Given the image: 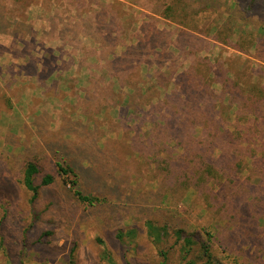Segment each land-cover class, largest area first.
I'll return each instance as SVG.
<instances>
[{
    "label": "rangeland",
    "instance_id": "374dc122",
    "mask_svg": "<svg viewBox=\"0 0 264 264\" xmlns=\"http://www.w3.org/2000/svg\"><path fill=\"white\" fill-rule=\"evenodd\" d=\"M249 1L0 0L7 18L6 32L0 33V264H166L140 222L142 214L157 215L159 208L162 213L171 211L191 231L210 232L211 250L222 264H264V236H241L237 228L244 221H231L221 207L222 196L213 209L194 190L173 201L172 195H163L162 176L155 165L138 154L150 136L156 107L175 102L174 108L165 106L172 115L175 108L186 110L194 104L184 101L178 75L195 61L203 62L198 69L206 75L204 82L196 79L197 83L212 85L205 91L212 95L195 103L204 109L214 104L216 121L222 120L218 116L223 112V120L232 123L236 113L229 98L221 96L216 73L237 77L242 84L264 82V62L253 51L244 53L222 42L234 28L232 23L223 24L226 8ZM168 8L198 13L185 20L175 11L176 18L166 19ZM256 11L264 16V0L257 3ZM151 23L157 32L146 37L142 28L150 29ZM217 29L221 40L211 35ZM240 30L245 35L251 28L243 29L237 22L229 39L233 45ZM141 38L142 52H126ZM165 38L170 50H156L154 45L162 47ZM124 54L120 62L143 63L127 72L130 82H140L135 101L144 108L141 125L133 121L138 117L120 119L112 109V100L106 98L107 80L97 86L102 77L121 73L109 71L106 64ZM151 61L150 67L146 65ZM163 121L159 117L156 124ZM171 123L179 126L180 116L172 115ZM225 126L233 130L228 123ZM202 132L201 127L191 130L196 137H208ZM216 138L227 139L218 129ZM104 145L119 153L132 146L129 150L136 154L122 168L131 179L119 173L118 161L124 154L114 159L103 152ZM218 153L214 162L221 159ZM32 161L42 169L36 185L48 173L55 179L42 186L33 204L32 194L21 183L25 166ZM57 162L72 167L91 190L106 191L108 202L114 204L92 207L81 202L70 184L72 177L59 174ZM248 174L246 168L240 178ZM116 190L122 194L115 196ZM129 226L138 229L137 235L119 239ZM203 237L208 240L206 233ZM178 258L173 250L167 264H181Z\"/></svg>",
    "mask_w": 264,
    "mask_h": 264
},
{
    "label": "trees",
    "instance_id": "16d2710c",
    "mask_svg": "<svg viewBox=\"0 0 264 264\" xmlns=\"http://www.w3.org/2000/svg\"><path fill=\"white\" fill-rule=\"evenodd\" d=\"M259 1L250 0L248 3L237 5L235 8H226V16L223 15L222 18L223 24L228 26L232 23L234 28H229V35H225L222 42L241 49L244 53L253 51L254 56L264 62V16L258 15L256 11V5ZM204 8H207V6H204L201 11ZM175 11L178 12L177 16L185 20L198 13V11H194L190 15L186 10L168 8V11L164 12L165 18H176L177 16H173ZM5 12L6 8L0 5V33L6 32V28L3 27L7 19ZM150 19L154 20L153 18ZM237 22L241 23L243 29L250 27L251 30L245 35L240 30L236 44L233 45L229 39L235 33ZM151 24L153 25V23ZM149 28H142L146 37L149 35L152 37L157 32L155 25ZM218 29L213 30L214 32L211 31V35H213V38L221 40ZM167 40V38L161 39L163 42L162 47L154 45V48L156 50L163 49V51L170 50L171 47L168 48L170 44H165ZM142 50L141 38L135 45L129 46L126 52L140 53ZM154 55L155 52L150 57ZM126 56L124 54L107 62L106 69L109 71L115 69L122 71L121 73L118 72L117 76L107 75L105 78L102 77V80H98L97 86L100 85V82L106 83L107 80L106 98L112 100V109L117 112L120 119L138 117L133 121H139L141 125L143 123L142 119L145 117L143 114L144 108L138 104V100L135 101V94L140 89L138 87L140 82L138 84L130 82V75L127 72L130 69L138 68L143 63L138 61L133 64V61H119L125 60ZM117 62L120 63L118 67ZM152 62L146 63V65L150 67L153 64ZM202 64V61L197 60L187 70L178 75L182 96H186L184 101L189 105L191 101L194 103L190 107L188 106L186 110L175 108L172 111L174 117L180 116L179 126L172 125L170 109H165L166 105H173L174 108V105H177L175 102L170 105L165 104L163 107H156L154 115L156 120L151 122L152 128L148 134L150 136L141 144L138 154H144L147 163L155 165L160 172L162 176L161 188L164 190L163 195H172L170 199L176 201L178 198H183L188 191L194 190L210 209H213L216 201L222 196L224 203L221 207L231 215V221H244L243 225L237 228L241 236L246 238L250 236L258 237V235L264 236V82L260 81L255 85L250 80L242 84L237 77L230 78L225 75L221 77L216 73L218 77L216 79L222 84L221 96L224 99L228 97L236 109L232 123L223 120L222 116L225 115L223 112H219L218 116L222 120L216 121L214 120V110L216 108L214 104H212V107L204 109L199 106V103H195L199 102L204 96L212 95L205 94L208 93L205 91L211 84L205 83L201 87L196 81V79H200L202 82L205 81L206 75L198 69V66ZM204 65L206 68V63ZM171 67L165 69L167 73L170 72ZM124 71H126V74H123ZM116 87H119L120 90H117ZM124 90L127 92H124ZM159 109L164 110V114H161ZM159 117H162L166 123L163 121L162 125H157L156 121ZM227 123L233 127V130L227 129L225 126ZM197 127L203 129L202 133H208V137L202 134L198 137L194 136L191 130ZM216 129L223 132L227 139L218 141ZM194 133L198 134L197 132ZM109 141L111 145L114 144L112 140ZM106 147V145L103 146V152L112 154L111 156L114 159L119 154H124L118 161L120 169L127 164V159L133 157L132 154H136V152L129 150L132 146L127 150L123 148V153H119L115 149L107 150ZM216 150H219L218 154L221 153L222 155L220 156L221 159L214 162L213 155L216 154ZM57 163L59 174L68 178L72 177V179L70 178V184L81 202L93 207L97 205L104 206L109 201L106 191H104L105 193H99L94 189L91 190L89 186L81 183L80 174L72 167H64L60 162ZM246 168L250 169V174L240 178ZM41 173L40 164L33 161L28 162L23 171L21 183L32 194V204L38 199L42 186L47 187L55 182L54 177L48 173L43 177L42 184L40 186L36 185V177ZM119 173L121 177L131 179V176L127 175L124 169ZM105 179L106 177H102L100 181L104 182ZM113 193L115 196L122 194L118 190ZM119 200L120 198H118ZM108 203L110 206L114 204L112 202ZM233 206L237 209L234 210ZM162 211L159 208V210H155L157 215L155 213L142 214L140 222L146 238L157 247L164 263L167 264L169 254L174 250L181 264H222L220 260L214 257L215 255L211 250L210 241H212L213 236L210 232H204L208 237V240H205L202 231H191L185 225H182L178 221L179 218L176 219L171 211L165 213H162ZM137 230L134 226H129L128 231L122 230L118 237L119 239L135 237Z\"/></svg>",
    "mask_w": 264,
    "mask_h": 264
}]
</instances>
